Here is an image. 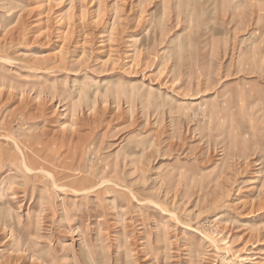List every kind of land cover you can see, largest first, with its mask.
Segmentation results:
<instances>
[{
    "label": "rangeland",
    "instance_id": "rangeland-1",
    "mask_svg": "<svg viewBox=\"0 0 264 264\" xmlns=\"http://www.w3.org/2000/svg\"><path fill=\"white\" fill-rule=\"evenodd\" d=\"M0 264H264V0H0Z\"/></svg>",
    "mask_w": 264,
    "mask_h": 264
},
{
    "label": "bare ground",
    "instance_id": "bare-ground-1",
    "mask_svg": "<svg viewBox=\"0 0 264 264\" xmlns=\"http://www.w3.org/2000/svg\"><path fill=\"white\" fill-rule=\"evenodd\" d=\"M261 113V112H260ZM258 115V114H257ZM256 116V115H255ZM255 119V118H254ZM21 154H22V164H23V168H24V170L26 171V172H29V173H33L34 171H36V170H40V171H44V172H46L47 173V175H49V176H53L52 175V173H50L49 171H47V170H45V169H42V168H34V167H32L31 165H29V163L27 162V157H26V154L23 152V151H21ZM259 162H256V164H258ZM110 183V180L109 179H103V180H101L99 183H94L95 185H92V186H90V187H87V188H83V189H76V188H73V191H75V192H86V191H88V189H93V188H96V187H98V186H101V185H103L104 183ZM20 185H23V183L22 184H20ZM26 194V191H23V195H25ZM78 194H83V193H78ZM21 196V195H20ZM68 246H70V245H68Z\"/></svg>",
    "mask_w": 264,
    "mask_h": 264
}]
</instances>
